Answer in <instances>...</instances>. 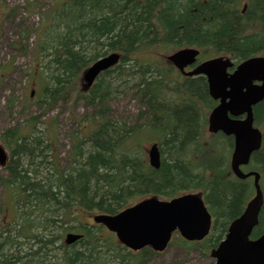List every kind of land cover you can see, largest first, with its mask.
Returning <instances> with one entry per match:
<instances>
[{"label":"trees","instance_id":"16d2710c","mask_svg":"<svg viewBox=\"0 0 264 264\" xmlns=\"http://www.w3.org/2000/svg\"><path fill=\"white\" fill-rule=\"evenodd\" d=\"M28 34L25 29L21 40ZM38 42L34 62L47 83L36 105L44 106L46 114L59 102L82 98L93 114L83 118L86 134L73 135L67 169L58 168L52 144L43 137L25 129H9L0 137L9 153L4 167L9 176L3 184L17 206V219L23 221L21 235L37 241L35 249L24 252L11 228L2 226L0 264H110L108 251L112 264H152L161 254L150 248L116 249L101 227L78 223V218L115 215L144 198L170 200L186 193L202 196L212 230L200 243L177 237L170 247L207 259L251 199L253 184L231 173L233 139L207 134V115L216 103L205 78L182 77L163 54L191 47L202 60L226 56L235 65L264 56V0H54L51 27H45ZM112 52L120 55L119 64L82 92V73ZM126 91L143 108L141 126L128 127L107 114L110 99ZM253 115L262 142L242 170L260 175L264 198V101L253 108ZM142 138L152 143L146 148ZM152 144L159 149L158 169L147 160ZM34 211L41 213V221L64 223L65 234L74 231L82 238L67 247L62 235L54 241V236L43 240L30 234L28 217ZM69 221L76 226L68 228ZM263 233L264 201L251 238Z\"/></svg>","mask_w":264,"mask_h":264},{"label":"water","instance_id":"95a60500","mask_svg":"<svg viewBox=\"0 0 264 264\" xmlns=\"http://www.w3.org/2000/svg\"><path fill=\"white\" fill-rule=\"evenodd\" d=\"M198 55V50L185 48L167 56L166 60L186 77L206 79L210 98L218 102L208 115L207 131L233 137L231 171L240 180L253 177L255 189L254 197L243 213L230 223L227 234L211 251L210 258L214 260L213 264H264V234L250 239L263 205L259 175L244 174L240 170L261 146L262 134L253 126V107L264 100V57L249 58L230 72L234 64L228 58L217 57L196 64ZM119 61L117 53L97 59L82 75L84 90L91 88L101 73ZM187 67L192 69L185 72ZM147 156L150 167L158 169L160 154L156 144L147 150ZM6 161L7 155L0 147V166ZM92 220L113 233L119 243L131 251L149 247L154 252H163L173 234L178 233L189 242H199L211 229V216L197 194H186L169 201L149 198L115 215L98 214ZM80 238V235L69 233L64 242L72 245Z\"/></svg>","mask_w":264,"mask_h":264},{"label":"rangeland","instance_id":"374dc122","mask_svg":"<svg viewBox=\"0 0 264 264\" xmlns=\"http://www.w3.org/2000/svg\"><path fill=\"white\" fill-rule=\"evenodd\" d=\"M26 2L29 4L27 8ZM23 5L24 2L19 3L16 0L11 2L0 0V137L9 129H25L26 134L31 133L32 136L43 137L52 144V155L58 168L67 169L71 163L70 152L72 150L73 135L83 136L86 134L81 129V124L83 118L93 114V109L84 105L82 98L74 99V97L65 103L59 102L46 114H43L44 106L40 109L36 105L47 80L40 74L38 67H36L37 63L34 60L36 59L38 41L42 31L45 27H48V30L51 27L54 0H25V7ZM8 14L9 16H7ZM25 29L29 30V34L23 41L21 36L24 34ZM170 53L167 52L163 56ZM81 90H83L82 86ZM138 102V99L134 97L131 91H126L124 94H116L113 99H110L108 104L107 114L110 120L121 121L128 127L143 125L144 119L139 118L140 111L143 108L139 106ZM35 117L38 120L32 123L31 120ZM84 124H87V120L83 121L82 125ZM140 143L147 148L152 143V140L150 138L149 140L142 138ZM0 146L4 147L1 139ZM8 176V171L0 168V231L3 230L2 226H9L13 234H15L14 239L20 243L21 248L26 252L30 248L35 249L37 241L24 239L21 235L22 231H20V228L23 225V221L17 219V206L14 205V200L10 196L7 187L3 184V181ZM41 216L39 211H34L28 217L29 223H31L30 234L41 235L43 240L54 236V241L57 235H62V242L65 235L63 231L65 224L56 223L49 225L41 221ZM91 216L81 215L78 218V223L93 225ZM43 222L47 225L46 228H42ZM66 226L72 228L76 226V222L69 221ZM102 234L104 238L111 237L116 249H119L117 248L119 246L118 242L113 234L104 228H102ZM56 242L57 246L61 244L59 239ZM102 250L104 249L102 248ZM57 253L60 255V251H57ZM106 253H109L110 258L108 260L112 264L110 252ZM150 263L209 264L212 263V260L210 258L202 259L197 252L186 255L177 246H171L160 256L152 259Z\"/></svg>","mask_w":264,"mask_h":264}]
</instances>
